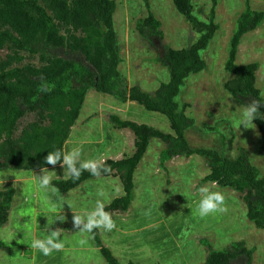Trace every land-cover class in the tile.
<instances>
[{
	"label": "rangeland",
	"instance_id": "1",
	"mask_svg": "<svg viewBox=\"0 0 264 264\" xmlns=\"http://www.w3.org/2000/svg\"><path fill=\"white\" fill-rule=\"evenodd\" d=\"M115 1L114 26L122 57L119 70L130 85H140L142 89L154 92L161 82L168 81L169 71L152 60L157 55L156 50H150L147 41L136 31V21L148 14V8L142 0ZM149 3L164 32L161 46L181 49L196 41L199 33L176 10L172 0H149ZM213 3L214 0H194V15L199 20L208 21ZM250 4L253 9L264 10V0H251ZM244 7V0H217L214 21L218 28L208 47L201 52L206 68L186 79L178 100L181 105L186 104V114L193 120L185 132L191 147L213 148L233 159L244 148L250 163L259 170V176L264 177V161L259 151L260 131L254 121L249 128L241 125L237 130L234 122L245 106L223 87L232 76L226 71L224 63L235 21ZM6 52V49H0V59ZM28 61L38 62L36 58H27ZM237 62L259 63L257 86L264 97V20L242 37ZM110 114L172 133L164 115L148 111L134 101L122 102L91 89L64 151L80 146L82 159L100 155L105 160L121 159L132 155L135 150L133 133L116 128L110 121ZM35 119L34 113L21 118L19 130ZM164 147L161 140H151L134 175L132 204L125 212L108 211L115 228L109 232L98 230L102 243L112 250L121 264H203L208 252L203 239L215 249H222L233 241H244L248 248L254 250L251 264H264V230L247 218L242 194L215 183L213 190L226 195L227 211L199 217L196 215L199 200L196 189L204 184L212 187V182L202 181L209 168L198 155L175 157L162 166L159 153ZM48 169L53 174L52 181L66 179L61 167ZM34 173L39 174V170ZM33 179L31 170L0 169V189L10 186L16 189L9 219L0 228V236L8 230L23 229V232H17V237L10 244L0 241V264H107L93 235L81 237L73 229V213L66 203L61 206L66 219L50 225L51 228H62L66 237L64 248L42 256L27 243L32 236L42 235L40 228L47 222L43 216L45 213L41 211V195L52 203L57 200L72 201L74 212L90 210L99 198L98 189L104 190L108 201L106 205L124 195L119 176L94 177L66 193H39L33 189L32 199L24 203V189ZM32 212L36 215L33 216ZM25 225H32L31 231ZM82 238L85 240L83 244L79 242Z\"/></svg>",
	"mask_w": 264,
	"mask_h": 264
},
{
	"label": "trees",
	"instance_id": "2",
	"mask_svg": "<svg viewBox=\"0 0 264 264\" xmlns=\"http://www.w3.org/2000/svg\"><path fill=\"white\" fill-rule=\"evenodd\" d=\"M142 1L148 14L136 21V31L150 50H156L152 60L169 71L168 81L161 82L154 92L130 85L119 70L122 57L114 26L115 0H0V49L7 50L0 59V169L36 171L49 150L64 151L85 97L93 89L164 115L172 130L168 133L110 114L116 128L133 133L135 150L130 156L105 160L110 171L100 176L117 174L124 189V195L106 205V211L125 212L130 208L135 172L151 140L156 138L165 145L159 153L160 165L175 157L200 156L209 168L202 181H215L242 194L247 218L264 230V177L250 163L246 149L241 148L233 159L213 148H193L185 136L193 120L187 116L186 104L181 105L178 96L186 79L206 68L201 52L218 28L214 21L217 0L208 21L194 15V0H172L176 10L199 33L195 42L181 49L161 46L164 37L161 22L150 10L149 0ZM244 3L224 63L232 76L223 87L243 106L257 99L264 116V97L256 77L259 63L237 62L242 37L262 23L264 10L253 9L251 0ZM27 58H36L38 62H26ZM48 85H54L51 91H40L41 86ZM29 113H34L36 119L19 130L20 119ZM253 121L261 134L259 151L264 161V119L257 117ZM91 178L94 177L89 172L82 171L79 179H54L51 183L60 193H66ZM15 194L13 186L0 189V228L9 219ZM92 235L107 264H121L102 243L98 230L94 229ZM202 241L208 249L203 264H251L254 250L244 241H233L222 249L213 248L206 239Z\"/></svg>",
	"mask_w": 264,
	"mask_h": 264
},
{
	"label": "clouds",
	"instance_id": "3",
	"mask_svg": "<svg viewBox=\"0 0 264 264\" xmlns=\"http://www.w3.org/2000/svg\"><path fill=\"white\" fill-rule=\"evenodd\" d=\"M54 85L41 86V92L51 91ZM259 102L257 99H253L249 103H245V107L240 111L238 118L234 122V126L239 129L241 125L245 128H249V125H253L254 118L259 117L264 119L259 111ZM82 149L80 146H74L68 151H63L62 149L49 150L47 154L43 157V164L40 165L39 174H34V179L28 184V187L24 189L26 195L24 198V203H27L32 199L33 189L39 193L51 192L55 194L58 189L55 185L51 183L53 179L52 172L45 165H56L58 162L63 170V176L65 178H71L72 180L79 179L82 171H87L93 177H99L101 173H108L110 168L105 164V157L103 155L82 159ZM215 187V181L212 182V187L208 184L199 186L196 189V193L199 196V200L196 205V215L201 218L207 217L211 214L224 213L227 211L226 208V195L219 190H213ZM98 199L95 200L94 206L90 210H83L81 212L73 211V203L70 200L60 201L52 203L49 198L41 195V211L45 213L47 222L43 228H40L42 235L32 236L30 242L27 246L31 249L36 250L42 256H49L54 252L61 251L65 246V234L62 232V228H51L54 222H63L66 217L61 211V206L66 203L71 212L72 216V226L73 229L78 231L81 237L86 234H93V230H103L109 232L115 228V222L112 215L106 211V204L108 203L106 199V194L104 190L98 189L97 191ZM186 197L185 194H183ZM187 198V197H186ZM28 211H31L29 209ZM50 214V215H48ZM35 216L36 213L32 212ZM29 231L32 229V225H25ZM23 229H17L15 231L8 230L2 236H0V241L10 244L11 240L17 237V232ZM24 234V233H23ZM81 244L85 243L82 238L79 241Z\"/></svg>",
	"mask_w": 264,
	"mask_h": 264
},
{
	"label": "crops",
	"instance_id": "4",
	"mask_svg": "<svg viewBox=\"0 0 264 264\" xmlns=\"http://www.w3.org/2000/svg\"><path fill=\"white\" fill-rule=\"evenodd\" d=\"M61 167L60 165H56V166H52V167H48V168H59Z\"/></svg>",
	"mask_w": 264,
	"mask_h": 264
}]
</instances>
